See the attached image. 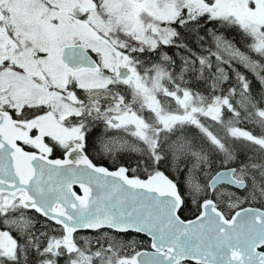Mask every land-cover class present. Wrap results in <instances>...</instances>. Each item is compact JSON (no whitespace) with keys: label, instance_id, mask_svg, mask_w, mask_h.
<instances>
[{"label":"snow or ice","instance_id":"obj_1","mask_svg":"<svg viewBox=\"0 0 264 264\" xmlns=\"http://www.w3.org/2000/svg\"><path fill=\"white\" fill-rule=\"evenodd\" d=\"M0 264H264V0H0Z\"/></svg>","mask_w":264,"mask_h":264},{"label":"trees","instance_id":"obj_2","mask_svg":"<svg viewBox=\"0 0 264 264\" xmlns=\"http://www.w3.org/2000/svg\"><path fill=\"white\" fill-rule=\"evenodd\" d=\"M188 216H189V218H193V217H192V214H190V213L188 214ZM142 239H144V240L147 242V238L142 237Z\"/></svg>","mask_w":264,"mask_h":264},{"label":"flooded vegetation","instance_id":"obj_3","mask_svg":"<svg viewBox=\"0 0 264 264\" xmlns=\"http://www.w3.org/2000/svg\"><path fill=\"white\" fill-rule=\"evenodd\" d=\"M78 190V189H77Z\"/></svg>","mask_w":264,"mask_h":264}]
</instances>
